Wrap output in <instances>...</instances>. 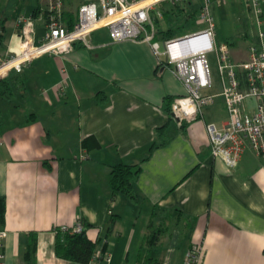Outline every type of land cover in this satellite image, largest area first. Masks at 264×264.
I'll use <instances>...</instances> for the list:
<instances>
[{
  "label": "crops",
  "instance_id": "obj_1",
  "mask_svg": "<svg viewBox=\"0 0 264 264\" xmlns=\"http://www.w3.org/2000/svg\"><path fill=\"white\" fill-rule=\"evenodd\" d=\"M49 1H18L22 10L12 40L4 44L0 35L6 48L0 58L17 53L21 16L36 20L39 44ZM62 2L68 28L78 21L81 6L101 5V0ZM90 43L91 48L77 42L65 55H44L0 83V201L7 206L0 227L6 233L0 241L3 263L28 264L32 235L38 238L35 264H75L56 256L55 243L57 230L78 220L88 226L98 250L130 253L142 245L154 219L178 227L171 238L168 233L161 238L167 253L152 254L160 264H184L194 245L204 249L202 264H264V159L248 145L234 169L212 155L207 125L227 124L224 99L198 120L181 123L171 108L187 94L186 85L161 66L152 42H114L109 29L101 28ZM242 51L249 58L248 49L235 54ZM10 86V95L1 92ZM163 128L169 142L152 151ZM120 163L142 168L137 203L110 187L113 167Z\"/></svg>",
  "mask_w": 264,
  "mask_h": 264
},
{
  "label": "built area",
  "instance_id": "obj_2",
  "mask_svg": "<svg viewBox=\"0 0 264 264\" xmlns=\"http://www.w3.org/2000/svg\"><path fill=\"white\" fill-rule=\"evenodd\" d=\"M171 1L174 4L189 0H101V5L88 3L81 6L78 21L68 28L62 21V0H50L46 18V32L36 43V20L33 16H21L17 21L20 34L19 48L16 54L0 58V82L13 72L22 74L35 60L44 55H65L71 52L77 42L91 48L92 33L108 28L114 42L126 40L152 42V47L161 66L170 68L187 88V94L175 99L173 115L181 123H192L199 119L206 108L216 104L217 95L207 94L214 88L210 62L207 54H217L222 75L223 92L228 121L223 127L215 123L207 125L212 155L222 160L228 168L234 169L241 161L248 145L258 156L264 159V32L256 43L249 46V58L235 62L231 47L227 43L217 42V24L212 1L202 0L199 13L200 21L207 27L196 33L167 40L166 51H161L156 41L157 29L152 18L156 6ZM244 6L257 18L260 29L263 26L264 0H243ZM175 42H179L180 49ZM65 84L58 87V93L64 91ZM253 99L254 107L246 105ZM3 141L0 139V146ZM87 230L82 220L72 226H63L57 230L63 234H82ZM6 233H0V241ZM204 249L194 245L187 253L184 264H202ZM4 256L0 255V264ZM113 255L108 250H98L89 264H111Z\"/></svg>",
  "mask_w": 264,
  "mask_h": 264
},
{
  "label": "rangeland",
  "instance_id": "obj_3",
  "mask_svg": "<svg viewBox=\"0 0 264 264\" xmlns=\"http://www.w3.org/2000/svg\"><path fill=\"white\" fill-rule=\"evenodd\" d=\"M18 1L21 2L22 0H0V35L4 34V44L8 43V41H11L14 35L15 22L22 10V6L18 3ZM211 1L213 3L216 16L217 42L219 44H229L232 47V51L237 61H246L248 59L247 53L245 54L243 51L238 54L235 53L241 49H244V51L247 49L249 50V46L258 41L260 32H264V23L260 29L257 18L251 11L245 8L243 0ZM195 4H197V2H194L190 7L194 6ZM178 6L183 8L187 7L188 5L187 2L174 4L171 1H165L156 6L152 11V18L155 22L156 29H160V31L163 32L160 34L161 37L158 38L161 44L162 52L166 51L165 43L167 38H181L189 34L196 33L207 27L204 22L200 21L199 16L188 19L187 16L191 11H189L187 14H177L179 13V11H177ZM189 10H191V8H189ZM3 25H5L4 32ZM170 32L171 34H169ZM5 51L6 48H3L2 44H0V55L4 56ZM207 58L210 62V68L215 83L214 88L209 92L216 94L218 93L219 98L217 99L223 100V80L219 68L217 54L215 52L209 53L207 54ZM246 105L249 107H254L256 102L253 99H249L246 101ZM175 228L178 229L176 225L172 224L171 229L167 230L168 235H166V238H171L170 233L173 230L176 231ZM183 242H185V240ZM136 246H141V248L137 250ZM167 249L168 246L164 245L159 249L149 251L147 241L144 240L142 245H135V247L133 246V249L130 251V253L128 251L130 255L128 261L126 259L128 253L123 249L119 248L116 250L115 248H111L110 251L115 255L113 264H140L144 259H146L149 253H151V255H157L165 252ZM180 253L181 252L179 251V254ZM140 254L142 255V258L138 260Z\"/></svg>",
  "mask_w": 264,
  "mask_h": 264
},
{
  "label": "trees",
  "instance_id": "obj_4",
  "mask_svg": "<svg viewBox=\"0 0 264 264\" xmlns=\"http://www.w3.org/2000/svg\"><path fill=\"white\" fill-rule=\"evenodd\" d=\"M194 2H197L194 6L190 7ZM187 7H177V11H179L180 14L185 13L187 14L189 11H191L187 18H196L199 16L201 7H202V0H189L187 1ZM191 8V10H189ZM178 13V14H179ZM167 14V13H166ZM158 27V26H157ZM161 34L160 29H157V35ZM171 34V32L169 33ZM168 35V34H167ZM171 36V35H169ZM177 38L169 37L166 40H174ZM4 82L5 84L6 79L1 81L0 83ZM1 90V88H0ZM12 87L10 86L7 88L4 92V94L9 95L11 92ZM10 98V96H8ZM173 107V104H172ZM172 112V108H171ZM173 115V112H172ZM174 116V115H173ZM165 128L160 129L157 133V136L159 137V142H155L152 146V151H154L157 148L164 147L168 144V136L165 133ZM94 140V138H93ZM89 140L84 141V146L89 145ZM99 147V145H98ZM142 168L140 166H130L125 163H120L113 167V170L111 172V178H110V187L115 195L117 194H125L129 197V199L133 203H137L138 196L135 189L136 181L138 180L140 174H141ZM6 212H7V206L6 201L1 200L0 201V227H4L6 224ZM154 218V216H153ZM118 217L114 216L111 218L109 231L112 232L114 225L117 221ZM87 230L82 234H63L61 231H58L57 239L55 243V253L56 256L60 259L75 263V264H89L92 260L94 254L98 250V245L96 242L92 241L88 234V226ZM168 226L161 224L157 225L154 222V219L151 220V223L149 225V233L145 239L147 241V245L149 247V251H153L155 249L160 248V242L161 238L167 233ZM143 250V249H142ZM37 252H38V238L36 236L31 235V241L28 245V249L26 251L25 260L28 264H35L36 258H37ZM139 258H142V255L140 254ZM146 262L143 264H160V262L154 257H152L151 253L146 257Z\"/></svg>",
  "mask_w": 264,
  "mask_h": 264
},
{
  "label": "bare ground",
  "instance_id": "obj_5",
  "mask_svg": "<svg viewBox=\"0 0 264 264\" xmlns=\"http://www.w3.org/2000/svg\"><path fill=\"white\" fill-rule=\"evenodd\" d=\"M174 45H176V48H177V49H180L179 42H175Z\"/></svg>",
  "mask_w": 264,
  "mask_h": 264
}]
</instances>
